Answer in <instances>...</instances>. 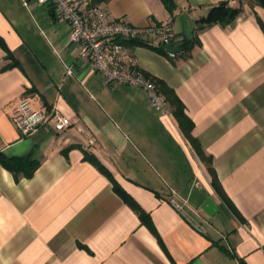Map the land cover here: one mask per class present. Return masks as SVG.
Returning a JSON list of instances; mask_svg holds the SVG:
<instances>
[{"label":"crops","instance_id":"1","mask_svg":"<svg viewBox=\"0 0 264 264\" xmlns=\"http://www.w3.org/2000/svg\"><path fill=\"white\" fill-rule=\"evenodd\" d=\"M227 1L242 14L208 23ZM95 2L136 27L171 22L194 43L176 58L147 44L133 55L165 96L182 102L202 152L174 115L153 110L139 89L106 83L81 59L52 6L0 0V158L38 163L27 177L0 161V264H264V7ZM25 96L73 126L22 135L11 118ZM173 192L189 220L171 206ZM208 198L215 216L202 209Z\"/></svg>","mask_w":264,"mask_h":264},{"label":"built area","instance_id":"2","mask_svg":"<svg viewBox=\"0 0 264 264\" xmlns=\"http://www.w3.org/2000/svg\"><path fill=\"white\" fill-rule=\"evenodd\" d=\"M37 1L42 5L52 6L56 18L70 25L69 44L78 47L79 57L88 61L106 83L139 89L145 94L146 101L153 110L172 118L170 102L155 81L137 67L133 44H130L142 43L156 48L180 47L185 38L174 33L171 22L136 27L124 20L113 19L106 6L95 0ZM168 54L171 58L177 57L176 52ZM11 120L24 136H30L44 126H51L61 133L73 126L71 118L63 115L56 107L49 112L33 108L29 96L20 100ZM170 204L188 219L185 206L178 202L176 192L172 193Z\"/></svg>","mask_w":264,"mask_h":264},{"label":"trees","instance_id":"3","mask_svg":"<svg viewBox=\"0 0 264 264\" xmlns=\"http://www.w3.org/2000/svg\"><path fill=\"white\" fill-rule=\"evenodd\" d=\"M166 7H168V9L173 10L176 7V3L175 0H163ZM242 1V0H241ZM249 5L253 6H261L264 7V0H247ZM243 12V7H239V8H233L231 6H229V1L227 2H223L220 5L214 7L210 14L208 15V18L206 19V21L210 24L212 23H222L224 25L230 24L232 23L234 20H236ZM264 28V26H263ZM134 45H140L142 43H130ZM194 45V43L192 41H188V40H184V43L180 46V49L184 50V51H189L192 46ZM157 51L165 53V50H162L161 48H155ZM169 55V54H168ZM161 90V88H160ZM162 91V90H161ZM163 92V91H162ZM166 98L168 99V101L171 103V108H172V112L173 115L176 117V119L179 122V125L182 129V131L186 134L187 137H189L190 141L193 142L197 148L198 151H200V153L202 152L201 149L199 148V143L195 140V138L192 136V130H193V122L189 119V117L185 114V108L184 105L182 104V102L180 100H178L173 94L171 93H167ZM204 161H206V163L208 164V168L209 171L213 177V185L216 189V191H218L219 193H221V189H220V185L217 179V176L214 172V169L212 168L211 165V160L206 158L204 156ZM88 159L93 162L101 171H103L106 175H108L109 177H111L108 173V171L106 170V168L97 160V158L93 157V156H88ZM1 163L10 171H12L14 174H16L17 176L19 175V173H25V175L27 177H30L34 174V172L36 171L37 167H38V163L31 161L29 159H25V160H5L0 158ZM116 190L118 193H120V195L125 198L130 205L136 209V211L140 212V215L143 216V214H141V210L140 208L135 205L134 201H132L130 199V197L126 194V192H124L122 190V188H120V186L116 185L115 186ZM188 264H192V263H188Z\"/></svg>","mask_w":264,"mask_h":264},{"label":"water","instance_id":"4","mask_svg":"<svg viewBox=\"0 0 264 264\" xmlns=\"http://www.w3.org/2000/svg\"><path fill=\"white\" fill-rule=\"evenodd\" d=\"M162 50L169 52H176L178 53L180 51V47L175 46H162ZM202 209L209 215V216H215L220 210L214 200L212 198H208L202 205Z\"/></svg>","mask_w":264,"mask_h":264}]
</instances>
